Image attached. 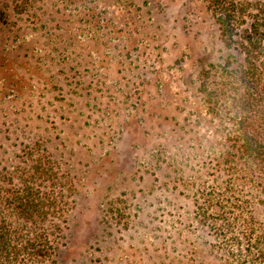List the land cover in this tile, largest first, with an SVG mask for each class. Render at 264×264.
Wrapping results in <instances>:
<instances>
[{"label":"rangeland","instance_id":"374dc122","mask_svg":"<svg viewBox=\"0 0 264 264\" xmlns=\"http://www.w3.org/2000/svg\"><path fill=\"white\" fill-rule=\"evenodd\" d=\"M27 2L0 0V160L38 137L59 157L76 195L56 264L223 263L196 218L199 191L227 181L218 160L235 140L234 112L215 118L197 92L225 55L207 2ZM53 57L101 84L71 102L31 68L16 83V65Z\"/></svg>","mask_w":264,"mask_h":264},{"label":"trees","instance_id":"16d2710c","mask_svg":"<svg viewBox=\"0 0 264 264\" xmlns=\"http://www.w3.org/2000/svg\"><path fill=\"white\" fill-rule=\"evenodd\" d=\"M22 1L17 8L27 5L28 0ZM205 1L225 55L202 68L197 92L215 118L234 112L229 120L235 145L232 154L218 160L227 181L220 187L214 180L208 191H199L196 218L212 231L221 264H264V4ZM53 51L61 53L59 47ZM47 59L37 58L34 67L28 60L16 65V83L24 80L22 68H31V79L40 88L62 92L71 102L84 92L90 96L94 80L100 83V77L78 76L79 64ZM92 66L94 72L103 67ZM64 137L63 143L69 139ZM28 142L18 160H0V264H56L76 195L59 157H53L42 138Z\"/></svg>","mask_w":264,"mask_h":264}]
</instances>
